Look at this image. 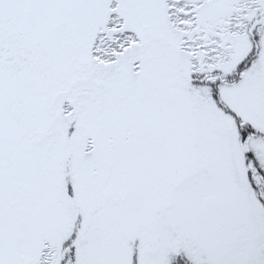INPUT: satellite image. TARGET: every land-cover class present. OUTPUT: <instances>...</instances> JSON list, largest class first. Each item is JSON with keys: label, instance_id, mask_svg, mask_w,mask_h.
Listing matches in <instances>:
<instances>
[{"label": "snow or ice", "instance_id": "obj_1", "mask_svg": "<svg viewBox=\"0 0 264 264\" xmlns=\"http://www.w3.org/2000/svg\"><path fill=\"white\" fill-rule=\"evenodd\" d=\"M0 264H264V0H0Z\"/></svg>", "mask_w": 264, "mask_h": 264}]
</instances>
